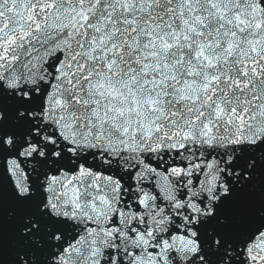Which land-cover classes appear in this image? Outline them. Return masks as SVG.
<instances>
[{"label":"snow or ice","instance_id":"6c2138e0","mask_svg":"<svg viewBox=\"0 0 264 264\" xmlns=\"http://www.w3.org/2000/svg\"><path fill=\"white\" fill-rule=\"evenodd\" d=\"M0 264H264V0H0Z\"/></svg>","mask_w":264,"mask_h":264}]
</instances>
